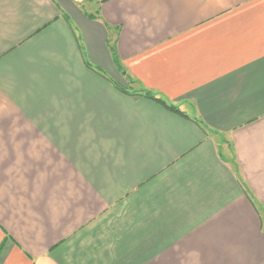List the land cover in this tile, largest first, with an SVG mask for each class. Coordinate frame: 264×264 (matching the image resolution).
<instances>
[{
	"label": "crops",
	"instance_id": "1",
	"mask_svg": "<svg viewBox=\"0 0 264 264\" xmlns=\"http://www.w3.org/2000/svg\"><path fill=\"white\" fill-rule=\"evenodd\" d=\"M0 264H264V0H0Z\"/></svg>",
	"mask_w": 264,
	"mask_h": 264
},
{
	"label": "trees",
	"instance_id": "2",
	"mask_svg": "<svg viewBox=\"0 0 264 264\" xmlns=\"http://www.w3.org/2000/svg\"><path fill=\"white\" fill-rule=\"evenodd\" d=\"M146 95H147L149 98H152L153 100H155L156 102H158V103H160V104H163V105H165V106H166L165 102H164V101H162L161 99H158V98H153V97H152V96H150L148 93H146ZM168 108H169L170 110H174V109H173V107H171V106H168Z\"/></svg>",
	"mask_w": 264,
	"mask_h": 264
},
{
	"label": "rangeland",
	"instance_id": "3",
	"mask_svg": "<svg viewBox=\"0 0 264 264\" xmlns=\"http://www.w3.org/2000/svg\"><path fill=\"white\" fill-rule=\"evenodd\" d=\"M130 83H132V81H131V80H129V83H128V84H130Z\"/></svg>",
	"mask_w": 264,
	"mask_h": 264
}]
</instances>
